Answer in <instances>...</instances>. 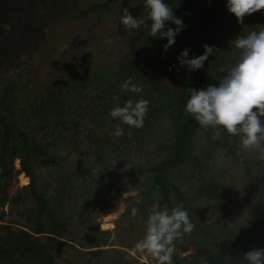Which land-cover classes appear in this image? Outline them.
<instances>
[{"label":"trees","instance_id":"16d2710c","mask_svg":"<svg viewBox=\"0 0 264 264\" xmlns=\"http://www.w3.org/2000/svg\"><path fill=\"white\" fill-rule=\"evenodd\" d=\"M119 1L94 0L95 4L87 10L71 11L69 19L101 16ZM138 2L140 10L131 15L143 19L144 24L133 30L122 25L120 44L124 53L119 59L92 67L86 54L75 72L56 76L43 92L21 74L1 89L0 223L7 216L6 206L11 213H18L25 205L19 215L26 220L28 228L15 230L0 225V264H57L56 247L64 245L63 240L77 228L86 231V244L98 249L94 254L98 260L103 244L100 236L107 235L99 231L98 215L122 200L124 190L131 192L132 188L138 194L131 200L127 215L135 207L137 216L144 217L153 206L171 210L182 205L188 212L195 228L190 235L176 241L175 248L185 254L193 247L195 252L184 258L174 253V264H247L243 254L264 249V160L246 161L235 143L237 139H232L223 129L216 136L214 128L201 127L185 111L191 89L218 84L226 74L221 69H230L238 62V50L229 41V31L237 19L227 10V0H164L184 25L174 45L165 53L163 46L167 39L148 35L151 21L147 19L145 0ZM244 22L258 31V25L264 23V10L246 16ZM168 27L174 29L176 25L169 23L165 31ZM204 45L214 46L216 50L201 69L189 72L179 66L178 56L182 51L190 49L188 59H191L204 54ZM129 78L142 89L140 93L122 90L121 85ZM139 99L149 101L143 127L120 124L124 135L115 137L113 133L120 122L111 119L110 111L128 100ZM158 130L163 138L154 146L153 154L159 155L158 161L134 166L122 181L99 175L100 169L112 168L113 162L120 163L132 145L143 151L146 143L154 142ZM200 138L203 141L198 146ZM83 148L94 164L78 161L73 170H66L68 178L55 193L50 198L44 195L38 185L36 168L66 166L59 152L73 153ZM223 151L244 172L257 196L246 206L244 224L232 230L229 223L234 220L236 210L222 181L224 168L212 169ZM17 160L21 168L15 172ZM184 170L187 175L185 184H181ZM20 173L30 179L24 189L29 193L10 197L9 189ZM198 202L213 203L218 208L221 217L217 226L196 219L194 206Z\"/></svg>","mask_w":264,"mask_h":264},{"label":"rangeland","instance_id":"374dc122","mask_svg":"<svg viewBox=\"0 0 264 264\" xmlns=\"http://www.w3.org/2000/svg\"><path fill=\"white\" fill-rule=\"evenodd\" d=\"M101 1L103 0H96V2ZM94 4V0H0V36L3 40V45L0 47V97L1 89L6 82L19 74L31 79L32 86L43 92L46 84L56 76L75 72L86 54V60L91 66L93 65L92 67L104 63L110 64L113 60L119 59L124 53L120 44L121 15L124 9H128L130 14L140 10L139 2L138 0H120L118 3L111 4L108 11L101 16L94 15L87 20L69 19L71 11L74 13L77 10H87ZM234 25L229 31L230 43H234L238 36H247L254 31L245 22L243 24L237 22ZM258 28L259 30L264 28V23L261 26L258 25ZM91 54L93 56H90ZM94 57L95 60H92ZM214 130L216 136H219V129ZM161 135V131L158 130L154 142L146 143L147 146L145 144V149L141 152L132 145L125 151L120 163L113 162L112 168L100 169L99 175L108 180L122 181L127 173L133 171L134 166L158 161L159 155L153 154V151L155 143L163 141ZM232 139H237L235 143L240 146L238 137H232ZM202 141L200 138L197 145H201ZM59 155L65 160L66 166L50 169L36 168L38 185L41 192L48 198L68 178L66 170H73L78 161L88 160L90 164H94L86 148L80 151L75 149L73 153L61 151ZM243 156L246 161H252L253 158L259 157V153L243 151ZM226 157L227 152H221L213 162L212 169L224 168L222 181L232 196L236 210L234 220L229 223V229L232 230L244 224L247 219L246 206L257 196L244 172ZM126 165L128 168L125 171ZM20 168V161L17 160L15 172ZM187 171H183L181 184H185L184 177ZM141 181L142 179L138 180V184ZM29 184L30 179L24 173H20L9 189V196L14 197L20 192L27 195L29 190L24 189ZM130 186L132 187V184ZM123 187H127V184H123ZM125 191L127 190H124L122 200L114 202L98 215L99 231L107 233L105 236H100L103 243L100 248L102 252L100 258L97 260L94 256L98 249L86 244L84 240L87 238L86 231L77 228L68 235L66 240H63L64 245L56 247L54 256L57 264H87L88 262L91 264H155L150 257L132 251L134 245L143 238L149 213L144 217L136 216L135 219L127 215L128 206L131 200L136 198L138 191L135 188H132L131 192ZM157 203L158 200L155 205ZM27 206V208L31 207L30 202ZM24 207L25 205H22L19 210L23 212ZM20 211L11 213L6 206L7 216L0 225H8L15 230L23 227L27 229L28 224L19 215ZM194 211L200 223L218 225L221 214L213 203L198 202L194 206ZM194 252L191 247L188 253L183 254L176 248L174 253L184 258Z\"/></svg>","mask_w":264,"mask_h":264},{"label":"clouds","instance_id":"9594fccd","mask_svg":"<svg viewBox=\"0 0 264 264\" xmlns=\"http://www.w3.org/2000/svg\"><path fill=\"white\" fill-rule=\"evenodd\" d=\"M226 7L237 22L243 24L246 16L264 10V0H227ZM144 8L147 19L151 21L148 35L167 39V44L163 46L166 53L174 45L175 37L183 31V21L175 17L174 11L164 0H145ZM120 23L124 29L133 30L144 24V20L133 18L128 9H124ZM169 23L176 27H168L165 31ZM234 43L239 53L238 62L230 69H221L226 74L218 84L200 90L191 89L185 111L203 128L223 129L229 136L238 137L242 151H256L258 158L264 160V28L252 31L247 36H238ZM203 47L204 54L191 59H188L190 49L182 51L178 56L179 66L186 67L189 72L201 69L216 50L214 46ZM121 88L129 93L142 91L131 78ZM148 105V100L139 99L135 102L128 100L122 107H114L110 117L120 123L116 125L113 135H124L120 124L136 129L143 127ZM127 168L126 165L124 170ZM137 212L138 209L133 207V219ZM194 228L182 205L171 210L153 206L143 238L132 251L150 257L155 264H172L175 242L182 240L185 234L190 235ZM243 258L247 264H264V249H252L243 254Z\"/></svg>","mask_w":264,"mask_h":264}]
</instances>
